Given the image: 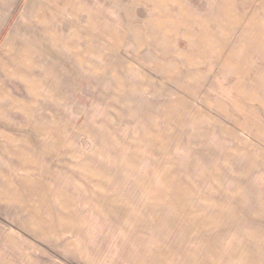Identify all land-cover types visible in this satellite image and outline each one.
I'll return each mask as SVG.
<instances>
[{
    "label": "rangeland",
    "instance_id": "374dc122",
    "mask_svg": "<svg viewBox=\"0 0 264 264\" xmlns=\"http://www.w3.org/2000/svg\"><path fill=\"white\" fill-rule=\"evenodd\" d=\"M0 264H264V0H0Z\"/></svg>",
    "mask_w": 264,
    "mask_h": 264
}]
</instances>
